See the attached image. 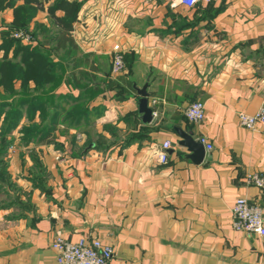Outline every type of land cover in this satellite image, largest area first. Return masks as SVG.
Listing matches in <instances>:
<instances>
[{
    "label": "crops",
    "instance_id": "0c3cea01",
    "mask_svg": "<svg viewBox=\"0 0 264 264\" xmlns=\"http://www.w3.org/2000/svg\"><path fill=\"white\" fill-rule=\"evenodd\" d=\"M29 1L0 7V264H57L58 235L108 244L110 264H264V238L231 225L238 197L264 219V185L246 182L264 180V128L237 119L264 105V0ZM61 2L77 4L71 31ZM14 9L31 12L21 50L1 45ZM196 101L200 123L184 116ZM175 129L212 146L202 162Z\"/></svg>",
    "mask_w": 264,
    "mask_h": 264
},
{
    "label": "built area",
    "instance_id": "2783aa9c",
    "mask_svg": "<svg viewBox=\"0 0 264 264\" xmlns=\"http://www.w3.org/2000/svg\"><path fill=\"white\" fill-rule=\"evenodd\" d=\"M214 0H179L185 7H192L197 3H209ZM14 39L21 42H30V35L24 32H14ZM112 73L119 74L124 70L122 55L117 47L113 48ZM187 120L200 123L204 119V105L201 102H192L184 112ZM238 124L246 130H253L255 126L260 125L264 128V105L260 106L255 113L246 114L237 113ZM198 142L205 146L206 150H211L212 146L208 144L205 138H199ZM170 147L168 142L162 144L163 150ZM158 162L164 164L167 161V154L161 151L157 156ZM247 184H253L257 187L264 185V180L260 175H249ZM233 230L245 234H253L260 239L264 238V219L262 210L255 204L250 203L244 197H238L231 209ZM52 249L56 252L57 264H110L113 258L111 247L97 239L81 238L76 242L65 240L58 235L52 242Z\"/></svg>",
    "mask_w": 264,
    "mask_h": 264
},
{
    "label": "trees",
    "instance_id": "16d2710c",
    "mask_svg": "<svg viewBox=\"0 0 264 264\" xmlns=\"http://www.w3.org/2000/svg\"><path fill=\"white\" fill-rule=\"evenodd\" d=\"M30 1L27 0V2H25V4H29ZM32 3V2H31ZM2 6V0H0V7ZM58 9H61L64 14H65V20H58L57 22L60 23H64V28L67 31H71V25H72V21L74 19V17L76 16L77 13V4L74 2H61L59 3V5H57ZM31 17V12L26 11L25 13H21L19 9H14L13 11V22H12V27L6 31V33L4 34V36L1 37L2 40V48L7 49V48H11L14 47L16 50H21V49H25V47H23V45H21L22 43H20L21 41L18 39H14L12 37V34L14 32H24L29 34V30L27 27V24L30 20ZM72 40L69 37L68 38V42L70 43ZM26 54L23 57V61L26 62L28 65H33L34 68H39V67H47L46 64L41 63L40 61L37 62V60L35 58H37L38 60H41V58L43 57V55L41 53H34V51H27L25 52ZM34 60L36 63H34L32 60ZM27 60V61H26ZM42 62H46V60H43ZM51 68V65H48ZM11 68L10 65L6 62H1L0 63V85L3 84L2 81V76L4 74V70L6 68ZM29 74H31L29 72ZM33 74V72H32ZM41 74H46V69H44V72ZM49 74H52V70L49 71ZM35 76V74H34Z\"/></svg>",
    "mask_w": 264,
    "mask_h": 264
},
{
    "label": "water",
    "instance_id": "95a60500",
    "mask_svg": "<svg viewBox=\"0 0 264 264\" xmlns=\"http://www.w3.org/2000/svg\"><path fill=\"white\" fill-rule=\"evenodd\" d=\"M146 85L141 89H136V93L139 96L138 100V113L140 114V121L143 124L150 123L152 121V109L148 107V94L146 92ZM176 134L179 136L180 141L178 145L187 148L191 153L190 159L196 164L202 162L204 158V147L202 144L194 140L191 134L185 133L180 129H175Z\"/></svg>",
    "mask_w": 264,
    "mask_h": 264
}]
</instances>
